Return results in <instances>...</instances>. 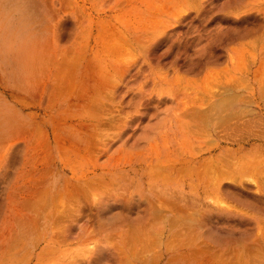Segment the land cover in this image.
<instances>
[{"label": "rangeland", "instance_id": "374dc122", "mask_svg": "<svg viewBox=\"0 0 264 264\" xmlns=\"http://www.w3.org/2000/svg\"><path fill=\"white\" fill-rule=\"evenodd\" d=\"M253 73L264 0H0V264H264V172L218 177L220 192L197 176L203 158L261 142ZM237 77L242 93H207ZM191 108L220 109L232 134L220 112L208 139L167 150ZM174 156L198 161L180 175Z\"/></svg>", "mask_w": 264, "mask_h": 264}, {"label": "bare ground", "instance_id": "6f19581e", "mask_svg": "<svg viewBox=\"0 0 264 264\" xmlns=\"http://www.w3.org/2000/svg\"><path fill=\"white\" fill-rule=\"evenodd\" d=\"M113 34H115V33H113ZM119 37H121V36H119ZM119 37H117V40H119ZM106 38H107V36H106ZM121 40H122V38H121ZM121 40H120V42H121ZM120 42H118V43H120ZM117 43V44H118ZM106 43H104V45H105ZM106 45H108V43L106 44ZM112 45V44H111ZM120 45H121V43L120 44H118V46L120 47ZM109 46V45H108ZM113 46V48H114V44L112 45ZM103 47H105V46H103ZM117 47V46H116ZM110 48V47H109ZM113 48H111V50L113 49ZM121 48V47H120ZM120 48H117V52H119V49ZM103 50V49H102ZM110 50V51H111ZM106 51H107V49H106ZM105 51V52H106ZM95 52V51H94ZM113 52L115 53V50H113ZM112 53V52H111ZM97 63V62H96ZM95 66V65H94ZM86 67V66H85ZM105 67V66H104ZM112 67V66H111ZM95 68V67H94ZM106 68L107 67H105V68H103L104 70H106ZM120 68V67H119ZM93 68L91 67V70H92ZM97 69V68H96ZM121 69H124L123 68V66H121ZM112 70L114 71L115 69L112 67ZM93 71V70H92ZM107 71H108V69H107ZM118 71V70H117ZM104 72V71H103ZM109 72V71H108ZM115 72V71H114ZM113 72V73H114ZM256 73H257V71H255ZM98 75V74H97ZM103 75H105L106 76V74L104 73ZM102 75V73H101V75L100 76H103ZM254 75H255V73H253V77L251 78V79H249V80H251L252 81V83L254 84V87L252 88V89H254L253 90V93H264V78H262V80H259L258 78H255L254 77ZM239 77H237V78H228L227 80H224L226 83H223L221 80L220 81H218L217 83V85L215 86V87H210V90L207 92V93H242V92H237V87H239L240 86V84L242 83V79H240L241 78V76H240V78L238 79ZM91 79L92 80H94V78H92V76H91ZM176 80H183V78L181 77V75H179V76H176V78H175ZM225 79V78H224ZM238 79V82L236 81ZM246 80V79H245ZM244 80V78H243V83L241 84L242 85V88H244V86H246V84H245V81ZM103 81H104V79H103ZM245 81V82H244ZM261 81V82H260ZM102 81H97L95 84H94V87H95V90H93V91H96L97 89V86H98V88L101 86V84H104V83H101ZM111 82V81H110ZM221 82H222V84L223 85H220L221 84ZM105 83H106V81H105ZM255 84H257L256 86H255ZM244 85V86H243ZM248 86H249V84H248ZM251 87V86H250ZM256 87V88H255ZM246 88V87H245ZM244 88V89H245ZM89 89V88H88ZM248 89V88H247ZM245 93V92H244ZM248 93H250V92H248ZM231 95V96H235V95ZM91 95V94H90ZM228 95V94H227ZM227 95H225V96H227ZM213 96V95H212ZM224 96V98L222 97L221 99H224V100H226L227 98H231L232 99V97H225ZM196 98V97H195ZM226 98V99H225ZM240 98V97H239ZM245 98V97H244ZM209 99V98H208ZM237 99V98H236ZM186 100V99H185ZM224 100H222L223 102H221L222 104H224V105H227V107H229V105H230V103H231V101L229 100L228 101V99H227V104H226V102L224 101ZM241 100H244V99H242L241 98ZM218 101V103L220 102V99L219 100H217ZM246 101V100H245ZM230 102V103H229ZM244 102V101H243ZM228 103H229V105H228ZM233 103V102H232ZM96 104V103H95ZM97 105V104H96ZM95 105V106H96ZM223 105V106H224ZM222 106V105H221ZM222 106V107H223ZM224 108V107H223ZM197 109V108H196ZM196 109H194L193 108V110H192V108H191V110H189V109H187V111L186 112H182V113H179L178 115H177V123H176V127H177V129L179 130V132H180V134H181V138H180V144L178 145V146H167V150H170V151H176V150H178V148H185L186 146H193L192 145V143H193V141L194 142H196V143H199L197 140H199L200 139V137H201V135H202V138L204 137V139L206 138V137H208V136H206L205 134L207 133L208 134V132H206V127L209 125V123L211 122V121H213V119H214V117H215V115H216V117H217V114L218 113H220V118L218 117V121L216 122V123H218V122H221V124H219V125H221V126H223V128L222 129H224L226 132L227 131H230V134H232L231 133V130H229V128H228V122H230V121H228V118H227V116H226V119H225V116H221L222 115V112L223 111H221L220 109H219V111L217 112V111H215V113L216 114H213V116H211L210 115V113L212 112L211 111V108H210V111L208 112L207 110H201V109H199L198 108V110H196ZM225 110V109H224ZM242 110V109H241ZM252 112H254V111H252ZM213 113V112H212ZM243 113V112H242ZM230 114V113H229ZM231 114H233V113H231ZM209 115H210V117H209ZM224 115V114H223ZM206 116V117H205ZM231 116H234V115H231ZM208 118L211 120V121H208ZM211 118H213V119H211ZM251 118H253V117H251ZM202 119V120H201ZM224 120L223 122L221 121V120ZM234 118H232V120H233ZM255 119V118H254ZM259 119H261V118H258V120ZM237 120H238V118H237ZM256 120V119H255ZM261 121V120H260ZM226 122V123H225ZM262 122V121H261ZM212 123V122H211ZM223 123V124H222ZM227 124V125H225V124ZM80 124H82V123H80ZM87 124V123H86ZM86 124H84V125H86ZM231 125H229V127H230V129L232 128V125H233V123H232V121H231V123H230ZM216 125V124H215ZM235 126V125H234ZM225 127H226V129H225ZM244 127V126H243ZM235 128H237V127H235ZM239 128V127H238ZM236 129V131L237 130H240L239 132V134L237 135L236 133L238 132H236L235 131V133H234V129H232L233 131V133L234 134H236V136H239L240 134H242V132L241 131H243V130H245V129H242L241 130V127H240V129ZM248 129H246V131H247ZM252 130V129H251ZM250 131V130H249ZM21 132V131H20ZM24 132V131H23ZM248 132V131H247ZM247 132H245V135H247L246 133ZM250 133V132H249ZM254 133V134H253ZM225 135L227 134H229V132H227V133H224ZM256 134V135H255ZM258 134V135H257ZM210 135V134H209ZM225 135H223L224 136V138H225ZM252 137H255V138H260V139H258V140H260L261 142H258L257 140V142H254V143H250L249 145V147H245L244 145H242V144H239L238 145V148H232V147H226V148H224V150H222V149H220V153H218V154H216L217 156L216 157H214L212 154H211V158H203V160H200V161H198L195 157H193V156H191V157H189V158H184V159H181L180 157H177V156H174V157H172L171 159H169V160H167L166 161V164H164V166L166 167V168H170V166H171V164L169 163V162H172V163H174L175 162V164H177L176 165V168H175V172H178V174H182V173H190V169H191V167H192V164H194V163H196L197 161L199 162L198 163V166H199V172L197 173V176L199 177V178H203V176H205V174L206 173H211L212 175H214V177L217 179L218 177H221V176H227L228 174H233V172H235V171H246V170H249V171H252V172H256V173H260V172H264V168L263 169H261L262 168V166H261V164L264 162V130L262 129V130H259L258 132H252ZM229 136V135H228ZM241 136V135H240ZM261 136V137H260ZM244 137V136H243ZM249 137V136H248ZM165 138L166 137H164V138H161V141L159 142V143H156V147L154 146L150 151H149V153L151 154V156H156L158 153H159V150H161L162 151V149L164 148V145L166 144V142L164 141L165 140ZM232 138L233 137H231V140H232ZM234 138H235V135H234ZM245 138V137H244ZM244 138H238L237 137V140L239 141V140H241V139H243L244 140ZM206 139H208V138H206ZM229 139V138H228ZM233 140H235V139H233ZM213 143H215V142H213ZM212 143V144H213ZM241 143V142H240ZM234 144V143H233ZM185 146V147H184ZM195 148H196V146H195ZM228 151V153L227 154H223L222 152H227ZM221 154H223V155H221ZM219 155H221L220 157H218ZM226 157V158H231V157H234L235 156V158H234V160H229V159H223V157ZM176 157V158H175ZM192 158V159H191ZM235 162V163H233V164H231L230 162ZM168 166V167H167ZM241 166H243L242 168H241ZM172 167H173V165H172ZM208 175V174H207ZM206 175V176H207ZM213 177V176H212ZM222 177V178H223ZM208 178V177H207ZM210 178V177H209ZM226 178V177H225ZM211 180V179H210ZM222 180V179H221ZM39 182V181H38ZM37 182V183H38ZM258 182V181H257ZM212 184H214L215 185V188L217 189V192H220V190L222 189L221 187V184H220V180L219 179H217V180H215ZM44 190V189H43ZM39 191H41L40 189H39ZM48 192V191H47ZM61 192V194L64 196L65 195V191L64 190H62V191H60ZM43 193V195L42 196H44V192H42ZM35 194V193H34ZM39 197H40V195H41V193H39L38 194V191H37V193H36ZM37 195L35 196V197H37ZM46 195V194H45ZM34 196V195H33ZM61 195H59V197H60ZM54 198V197H53ZM39 199H41V198H39ZM30 200V199H29ZM37 200H38V198H37ZM52 200V199H51ZM31 202H29V204H27V202L28 201H25V203H22V204H24V206L26 207H24L25 209H27L28 207H27V205H29V207L30 206H32L33 205V200L31 199L30 200ZM39 201V200H38ZM41 201V200H40ZM54 201V199L52 200V203H54L53 202ZM22 202H24V201H22ZM36 202V201H35ZM161 202H164V201H162L161 200ZM32 203V204H31ZM44 203L45 202H43V204H41V205H43L44 206ZM21 204V205H22ZM31 204V205H30ZM39 205V206H41L39 203H36V205ZM162 204V203H161ZM34 207L35 206H33V209H34ZM41 208V207H40ZM74 208V207H73ZM174 208V207H173ZM53 209V208H52ZM178 209V208H177ZM176 208H174L173 210L174 211H177V213L179 212L178 210H177ZM28 210H30L29 208H28ZM32 210V209H31ZM35 210L37 211V209L35 208ZM35 210H32V211H34V212H36ZM170 210H172V208L170 209ZM52 211V210H51ZM38 212V211H37ZM176 212H175V216H177L178 218H179V215L180 214H177ZM26 215V214H25ZM32 216V215H31ZM175 216L173 217V218H175ZM48 217V216H47ZM176 217V218H177ZM28 218H29V216H28ZM31 218V217H30ZM30 218H29V221H30V223H31V220H30ZM49 218V217H48ZM162 218H163V214H162ZM169 218H172V217H169ZM172 218V220H176V218L175 219H173ZM32 219H34L33 217H32ZM164 219V218H163ZM21 220V219H20ZM24 220V219H23ZM26 221H27V219H25ZM37 220V219H36ZM36 220H34L35 222H36ZM17 221V220H16ZM15 221V222H16ZM19 222V221H18ZM18 222H16V223H18ZM34 222V223H35ZM20 223V222H19ZM33 223V222H32ZM33 223V224H34ZM25 224V223H24ZM26 224H27V222H26ZM31 226H33V225H31ZM27 229L26 230H28V226L26 227ZM39 229V228H38ZM152 229H150L149 231H151ZM60 231H61V234H63V229H60ZM147 231H148V229H144V230H140L139 231V234H144V235H146L147 234ZM12 232H14V229H13V231ZM56 232V231H55ZM153 232V231H152ZM40 233V232H39ZM38 233V234H39ZM9 235V234H8ZM15 235V234H14ZM15 237V236H14ZM146 238H147V235H146ZM149 238V237H148ZM8 239V238H7ZM152 239H154V240H156V238H152ZM152 239L150 238L149 240H151L152 241ZM13 240V239H12ZM151 241L149 242L148 240H147V242H149L150 244H153V242H156V241H153L152 243H151ZM140 242H141V240H140ZM159 242V241H158ZM136 243H139V242H136ZM142 243V242H141ZM147 244L146 245V247H149L150 246V244ZM122 244H124V243H122ZM142 245V244H141ZM140 246V245H139ZM138 246V247H139ZM143 246V245H142ZM141 246V247H142ZM143 249V248H142ZM145 249V248H144ZM202 249H204L203 251H205V248H202ZM150 250V249H149ZM193 251H195V250H192V252ZM132 252H133V250H132ZM150 252V251H149ZM191 252V253H192ZM195 252H197V251H195ZM201 252V251H200ZM206 252V251H205ZM135 253V252H134ZM143 253V252H142ZM186 254H187V252H185ZM193 254V253H192ZM188 256V255H187ZM183 257H185V256H183ZM209 258V257H208ZM211 259V258H210ZM214 261V260H213ZM208 262V261H207ZM230 262H233V260H231ZM125 263V262H124ZM226 263V261L224 262V264ZM234 263H236L235 261H234ZM126 264H128V262L126 263ZM210 264V263H209ZM223 264V263H222ZM227 264V263H226ZM230 264V263H229ZM233 264V263H232ZM238 264V263H237Z\"/></svg>", "mask_w": 264, "mask_h": 264}]
</instances>
